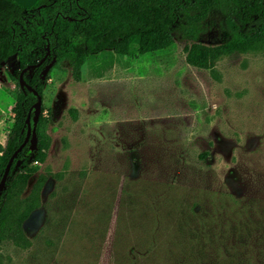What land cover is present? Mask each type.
Returning a JSON list of instances; mask_svg holds the SVG:
<instances>
[{
    "label": "rangeland",
    "instance_id": "rangeland-1",
    "mask_svg": "<svg viewBox=\"0 0 264 264\" xmlns=\"http://www.w3.org/2000/svg\"><path fill=\"white\" fill-rule=\"evenodd\" d=\"M202 40L220 42L215 17ZM185 45L97 53L79 81L67 61L51 70L43 98L51 145L25 193L46 175L41 205L23 224L31 245L4 240L0 264H264L263 221L244 206H264V52L199 68ZM17 68L12 58L0 69L3 144ZM202 191L244 204L205 218L213 240L204 252L175 244L170 212L176 197L191 202Z\"/></svg>",
    "mask_w": 264,
    "mask_h": 264
},
{
    "label": "trees",
    "instance_id": "trees-1",
    "mask_svg": "<svg viewBox=\"0 0 264 264\" xmlns=\"http://www.w3.org/2000/svg\"><path fill=\"white\" fill-rule=\"evenodd\" d=\"M213 17L220 42L211 45L204 43L202 37L209 32ZM176 38L186 41L187 62L199 68H213L235 52H264V0H37L32 6L0 0V69L12 58H17L18 63L16 100L11 110L14 123L6 144L0 142V181L9 158L27 136V115L37 101L32 91L21 87L20 72L39 62L48 47L51 55L24 74L43 98L49 73L64 61L79 81L86 61L97 53L109 51L119 56L152 53L168 49ZM54 56L56 63L43 78V70ZM31 116L34 125V110ZM48 120L43 105L36 124L37 148L31 149L28 143L10 170L0 196V243L11 240L23 248L31 245L23 224L41 205L46 175H39L29 194L25 193L31 178L48 157L51 145L45 132ZM202 192V196L192 197L191 202L177 195L170 212L178 221L176 232L180 233L175 244L198 246L204 252L206 244L213 240L211 232L204 229L205 218L216 221L223 211L237 214L235 209L244 204L227 194ZM195 205H201L202 210L194 211ZM244 206L246 213L249 207L253 213H259L257 219H262L264 225V206ZM146 233V238L151 239L149 228ZM190 233L196 238H190Z\"/></svg>",
    "mask_w": 264,
    "mask_h": 264
},
{
    "label": "water",
    "instance_id": "water-1",
    "mask_svg": "<svg viewBox=\"0 0 264 264\" xmlns=\"http://www.w3.org/2000/svg\"><path fill=\"white\" fill-rule=\"evenodd\" d=\"M50 55H51V49H50V47H48V51H47L46 55L39 62L27 65L20 72L19 81H20L21 87L23 89L27 88L30 91H32L37 96V101L30 108L29 113L27 115V119H26V124L28 127L27 136H26L25 140L19 145V147L12 153V155L9 158L8 163L5 167L3 176H2L1 181H0V196L2 195L3 191L6 188V183H7L8 177H9L10 170L12 168V165H13L15 159L19 155V153L24 149V147L28 143L31 144V149L34 150L37 148L38 136L36 133V124H37V122L40 118L41 112H42L43 97L35 87H33L31 84H29L26 81L24 74L29 69L40 66ZM55 63H56V57L54 56L52 58V60L44 68L43 78H45L48 75V73L50 72L52 67L55 65ZM33 110H34V125L32 123V116H31Z\"/></svg>",
    "mask_w": 264,
    "mask_h": 264
},
{
    "label": "crops",
    "instance_id": "crops-1",
    "mask_svg": "<svg viewBox=\"0 0 264 264\" xmlns=\"http://www.w3.org/2000/svg\"><path fill=\"white\" fill-rule=\"evenodd\" d=\"M16 1L19 2L20 4L24 5V6H30V5H33L34 3H36L37 0H16Z\"/></svg>",
    "mask_w": 264,
    "mask_h": 264
}]
</instances>
